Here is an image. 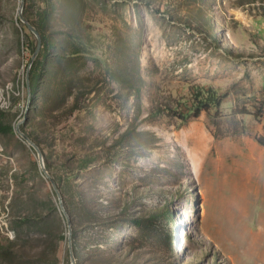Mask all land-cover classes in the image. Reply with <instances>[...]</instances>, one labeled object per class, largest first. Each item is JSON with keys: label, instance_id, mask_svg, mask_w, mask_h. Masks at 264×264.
<instances>
[{"label": "rangeland", "instance_id": "1", "mask_svg": "<svg viewBox=\"0 0 264 264\" xmlns=\"http://www.w3.org/2000/svg\"><path fill=\"white\" fill-rule=\"evenodd\" d=\"M258 138L264 0H0V264H264Z\"/></svg>", "mask_w": 264, "mask_h": 264}, {"label": "trees", "instance_id": "2", "mask_svg": "<svg viewBox=\"0 0 264 264\" xmlns=\"http://www.w3.org/2000/svg\"><path fill=\"white\" fill-rule=\"evenodd\" d=\"M37 71H38V68L37 69L36 68H33V70H32V76L34 74H36ZM30 81H31V87L30 88L32 90V88H34L35 84H34V82L31 79H30ZM223 97L224 96H220L218 98H216V97L214 98V96L212 97V95L210 94L204 100H200L196 104V106L192 110L191 116L192 117H197L202 110H206L207 111L210 108V106H212V105H219L220 102H221V100L223 99ZM258 141H259V143H261V144L264 145V139L263 140H260V138H258ZM35 142L38 143V140H35ZM78 163L79 164H76L78 166H76V165H74V163L72 161H69V163H67V166L69 165L70 168L67 169V170H65V172H62V176H60L59 179H58V176H56V173L52 170V168H50V164L48 162L46 163V167H47V169L49 171L51 170V173H55V174H52L55 180L58 181L60 179L61 180L65 179L67 181L68 179L70 180V179H72L74 177V169H73L74 167L75 168H79V166H81V165L82 166L83 165H86V162H84L82 159L78 160Z\"/></svg>", "mask_w": 264, "mask_h": 264}, {"label": "water", "instance_id": "3", "mask_svg": "<svg viewBox=\"0 0 264 264\" xmlns=\"http://www.w3.org/2000/svg\"><path fill=\"white\" fill-rule=\"evenodd\" d=\"M21 18L24 20L23 16L21 15ZM25 21V20H24ZM26 22V21H25ZM27 26L36 34L37 36V46L35 48L34 51V55L37 53L39 47H40V37H39V32L29 23L26 22ZM19 130V129H18ZM19 132L21 133V135L36 149L37 153H38V158H39V162L41 164H43V160H42V153L38 147V145L36 143H34V141H32L25 133H23L22 131L19 130ZM43 170L46 171L45 167H43ZM47 172V171H46ZM49 179L51 180L53 186L56 188L55 186V182L53 180V178L47 173ZM70 222V221H69Z\"/></svg>", "mask_w": 264, "mask_h": 264}, {"label": "bare ground", "instance_id": "4", "mask_svg": "<svg viewBox=\"0 0 264 264\" xmlns=\"http://www.w3.org/2000/svg\"><path fill=\"white\" fill-rule=\"evenodd\" d=\"M254 236V235H253ZM254 241V240H253ZM253 243H251V245H252ZM258 254V253H257Z\"/></svg>", "mask_w": 264, "mask_h": 264}]
</instances>
